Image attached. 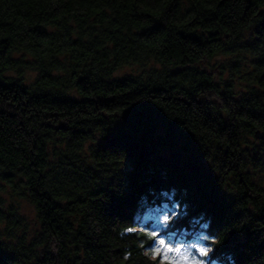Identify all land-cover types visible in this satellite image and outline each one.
<instances>
[{
    "label": "trees",
    "instance_id": "16d2710c",
    "mask_svg": "<svg viewBox=\"0 0 264 264\" xmlns=\"http://www.w3.org/2000/svg\"><path fill=\"white\" fill-rule=\"evenodd\" d=\"M0 172V264H264V0H0Z\"/></svg>",
    "mask_w": 264,
    "mask_h": 264
},
{
    "label": "rangeland",
    "instance_id": "374dc122",
    "mask_svg": "<svg viewBox=\"0 0 264 264\" xmlns=\"http://www.w3.org/2000/svg\"><path fill=\"white\" fill-rule=\"evenodd\" d=\"M134 73V70L132 68H125L123 70H120L116 77L122 78L125 75ZM32 75H35L32 73ZM0 195L4 199V211L9 212L10 209L15 210L19 216L24 217L31 229L34 227L35 219H36V211L33 205L27 200V199H20V198H14L11 195V190L9 186H6L5 183L1 179V172H0ZM7 226L6 222L3 221L0 224V230H3ZM168 245L164 246V248L156 251V253L153 255V259L156 257L162 256L164 260H170L179 262L183 259L184 256H187L189 261H198L200 264H205L204 257L200 256L198 249L201 248L197 244H194L191 247L186 248H180L181 252L179 254L175 252H167ZM175 249V248H173ZM167 257V259H165ZM163 264V262H161Z\"/></svg>",
    "mask_w": 264,
    "mask_h": 264
},
{
    "label": "snow or ice",
    "instance_id": "6c2138e0",
    "mask_svg": "<svg viewBox=\"0 0 264 264\" xmlns=\"http://www.w3.org/2000/svg\"><path fill=\"white\" fill-rule=\"evenodd\" d=\"M167 221H168V215L165 214L164 222L167 223ZM153 235L155 236L156 234L153 233ZM159 244L160 245H165V241L163 239H160L159 240ZM198 251H199L200 256H202V257L208 256V250L206 248L201 247V248L198 249ZM167 252H169V253L175 252V253L179 254L181 252V249L180 248L173 249L171 247H167ZM165 259H167V257H165ZM170 264H200V262L195 261V260L189 261L188 257L184 256L181 261H179V262L172 261V262H170ZM205 264H206V262H205Z\"/></svg>",
    "mask_w": 264,
    "mask_h": 264
}]
</instances>
